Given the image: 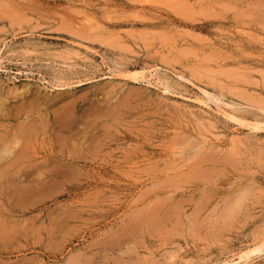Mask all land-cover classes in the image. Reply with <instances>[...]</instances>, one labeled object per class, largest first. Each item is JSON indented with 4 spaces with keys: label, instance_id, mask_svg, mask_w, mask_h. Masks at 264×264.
Returning a JSON list of instances; mask_svg holds the SVG:
<instances>
[{
    "label": "rangeland",
    "instance_id": "1",
    "mask_svg": "<svg viewBox=\"0 0 264 264\" xmlns=\"http://www.w3.org/2000/svg\"><path fill=\"white\" fill-rule=\"evenodd\" d=\"M38 98L104 143L0 197V264H264V0H0V125Z\"/></svg>",
    "mask_w": 264,
    "mask_h": 264
},
{
    "label": "bare ground",
    "instance_id": "2",
    "mask_svg": "<svg viewBox=\"0 0 264 264\" xmlns=\"http://www.w3.org/2000/svg\"><path fill=\"white\" fill-rule=\"evenodd\" d=\"M72 102L73 101H71V103ZM33 103H37V104L33 105ZM51 103L49 102L48 105H44L45 106L44 108L41 107L42 103L40 99L34 102L31 101L30 103L28 102L26 103L23 102L20 104L18 103L17 107H14L12 110L8 111L4 117H2L8 121L16 120L17 129L15 130L12 124L11 125H5V124L0 125L2 127V132L5 134V135H0V171L1 170L5 171V169L8 171V168H18L19 162L20 163L22 162L23 166L21 167L20 171L23 170V172L19 174V176H18V170L12 173H9L8 175H3L0 173V197L2 195L9 196V197H14L18 195V188H16V184L19 183L21 185V183L23 182L25 183V181L27 180L29 182H33L36 179V174H34L35 171H43V170L48 171L49 170L47 175L49 177H55L56 172L52 173L51 172L52 169L64 170L68 166H72L75 164L76 165H80L83 163L88 164L89 162H87L86 160L87 154L90 153V156H92L91 152L92 151L94 152L99 147V145L101 146V144L104 143L101 140L102 138L99 139L97 135L98 123L100 119V118L99 119L97 118L101 116L97 117L96 114L101 113L100 111L96 113L94 118L92 117L93 119L91 118V120H84V119L80 120L81 118L75 115V113H74V116L70 114L71 112L73 113L74 111L73 104H70L71 108L68 109L67 108L68 106L66 104L64 106L63 105L64 102H63L62 104L64 106L63 109L59 110L57 108L58 111L53 110L52 112H50V109L48 106ZM53 104H54V101H53ZM91 116L92 115L88 116V118ZM38 132L44 133V137L42 140L43 146L41 147V149L32 150L30 149L32 147L29 148V146L33 145V144L29 145L30 144L29 137L36 135ZM41 157H44V158L42 159ZM212 158H213V154L210 156L202 157L201 161L207 162V161H210ZM99 162H100V159H99ZM183 173L184 171L181 174L183 175ZM1 184H3L4 187L6 186L5 188H3L4 190L2 189ZM154 210H157V208H155ZM257 250H259V248H255L254 250H252V252L257 251Z\"/></svg>",
    "mask_w": 264,
    "mask_h": 264
}]
</instances>
